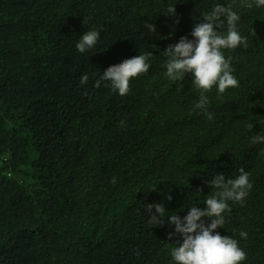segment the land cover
Wrapping results in <instances>:
<instances>
[{
	"label": "trees",
	"instance_id": "obj_1",
	"mask_svg": "<svg viewBox=\"0 0 264 264\" xmlns=\"http://www.w3.org/2000/svg\"><path fill=\"white\" fill-rule=\"evenodd\" d=\"M216 4L240 15L248 47L223 50L239 86L206 93L209 120L193 111L199 93L191 74L182 82L165 76L162 50L182 36L193 39V27ZM175 5L177 15H166ZM94 29L98 43L79 52L81 35ZM147 51L151 68L130 81L129 94L104 81L95 87L109 66ZM257 133L264 134V7L0 0V264H175L170 249L183 237L169 240L170 215L205 208L215 191L208 181L220 172L235 178L240 168L253 187L242 205L228 202L232 211L216 231L238 241L247 254L241 264H264V143L251 142ZM149 203L164 205V225L149 223Z\"/></svg>",
	"mask_w": 264,
	"mask_h": 264
},
{
	"label": "clouds",
	"instance_id": "obj_2",
	"mask_svg": "<svg viewBox=\"0 0 264 264\" xmlns=\"http://www.w3.org/2000/svg\"><path fill=\"white\" fill-rule=\"evenodd\" d=\"M243 6L249 9L253 6L264 7V0H243ZM165 14L176 16V5L170 6ZM222 17L226 18V25ZM240 19V15L230 4H216L210 12H204L203 20L193 27L190 33L193 39L182 36L178 43L170 44L162 50V55L166 57L165 76L173 82H182L186 74H191L195 90L199 93V100L195 103L193 111L201 110L209 120L214 119V113L208 111L210 101L206 93L211 91L213 86L218 88V94L239 86L231 67L232 57L226 58L223 50H235L241 45L248 47V37L241 35L237 28ZM146 26L150 32H157L155 24L147 23ZM225 28L226 32L222 31ZM99 38V29L85 31L76 48L84 53L94 48ZM153 55L152 51H147L109 66L95 81V87H100L104 81L107 82L105 86L110 85L119 95L129 94L130 81L150 70ZM88 80L89 76L85 73L80 78V84H87ZM247 128L251 130L253 124H248ZM251 142L264 143V134L257 133L252 136ZM239 173L235 178L226 179V174L220 172L208 181L215 191L207 195L205 208L191 206L184 217L178 214L170 215L167 222L175 226V231L168 234L169 240L176 234H182L183 237L182 243L177 241L170 249L175 264H241L246 260L247 254L236 239L216 231L219 227H224L225 213L232 211L228 202L242 205L253 187L250 173L244 168H240ZM112 183H115V178ZM199 192H202V189ZM166 198L171 201L172 196L169 194ZM146 211L150 214L149 223L152 226L164 225L168 211L163 204L149 203L146 205ZM204 217L210 218V223L202 219ZM239 235L246 239L248 233L242 230Z\"/></svg>",
	"mask_w": 264,
	"mask_h": 264
}]
</instances>
